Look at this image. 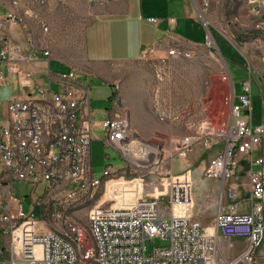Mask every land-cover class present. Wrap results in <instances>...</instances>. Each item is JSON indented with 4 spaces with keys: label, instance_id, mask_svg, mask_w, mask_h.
I'll return each instance as SVG.
<instances>
[{
    "label": "built area",
    "instance_id": "built-area-1",
    "mask_svg": "<svg viewBox=\"0 0 264 264\" xmlns=\"http://www.w3.org/2000/svg\"><path fill=\"white\" fill-rule=\"evenodd\" d=\"M117 1L88 0L91 6ZM10 4L19 9L22 0H10ZM248 6L257 31L264 34V0H248ZM208 7L209 0H203L201 14ZM4 22L21 24L23 19L10 13L5 21L0 20V29ZM149 23L156 25L159 20L150 19ZM206 41L213 48L209 35ZM151 52L152 49L146 50L142 58ZM44 55L49 56V52ZM169 55L182 56L183 52L175 47ZM0 61L11 66L26 90L22 97L8 101L7 118L0 115V162L17 182L28 184L33 192L45 184L48 192L59 191L73 198L93 196L115 174L108 166L102 179L94 175L92 144L96 126L105 131L104 146L126 161L127 166L121 171L136 175L130 180L131 187L116 190L118 198L129 193L132 200L116 205V198L114 205L94 207L87 232L74 224L63 232L38 233V220L24 214L21 204L15 213L7 211L1 223L9 239L11 264H255L264 244V157L255 159L254 154L264 142V126L242 119L252 116V66L239 103L231 102L227 129L215 133L203 124L205 138L198 132L178 139L172 163L176 158L185 161V172L180 176L166 172V196L152 197L145 191V178L154 161L150 160L152 149L136 130L126 131L129 108L118 86L113 87L106 120L97 124L96 112L91 109V89L83 75L73 70L50 72L48 87L35 84L32 74L19 68V64L27 62L22 50L9 41L2 45ZM223 79L232 84L229 73ZM6 84L4 72H0V86ZM159 115L161 121H166L164 113ZM215 138L218 141L211 144L209 141ZM203 139L208 150L224 146L207 166L206 178L225 184L235 178L241 160L247 159L251 195L247 199L231 196L233 204L228 206L221 199L208 226L194 214L193 166L189 162L195 146ZM242 202L247 204L245 212L240 211ZM156 238L169 244L150 253L147 244ZM237 240L244 242L245 248L230 256ZM87 242L91 245L86 246Z\"/></svg>",
    "mask_w": 264,
    "mask_h": 264
},
{
    "label": "rangeland",
    "instance_id": "rangeland-1",
    "mask_svg": "<svg viewBox=\"0 0 264 264\" xmlns=\"http://www.w3.org/2000/svg\"><path fill=\"white\" fill-rule=\"evenodd\" d=\"M202 1L196 3L199 13L202 12ZM36 6L37 15L27 21L30 32L38 37L44 50L49 52L46 57L53 55L66 68L89 78L91 109L96 112L94 121L99 124L106 120L108 109L111 108L113 87L118 86L129 108L132 131H135L132 118L137 124L145 126L140 136L147 142L148 148L152 149L151 153L159 154V157L151 159L154 161L145 178V191L150 196H166V172L172 171L176 176L185 172V163L180 158L172 163L178 139L198 132L206 136L203 124H208L215 133L227 129L231 122L233 91L236 103H239L243 84L250 78L251 66L254 74L252 116H243L242 119L252 121L254 126H264V34L256 29L248 0H209V7L199 17L203 30L198 27L195 34H200L203 39L208 34L213 48L206 41L203 45L178 47L183 52L182 56L169 55V49L166 54L153 51L136 62L103 64L89 62L85 53L84 33L93 18L88 0H41ZM52 68L54 71H68L55 62ZM226 73H229L232 84L224 81ZM53 90L58 91L56 86H53ZM159 113L166 115V121L160 120ZM93 138L95 177L102 179L108 166L115 173L93 196L73 198L59 191L48 192L45 184L39 185L33 192L28 184L15 182L18 196L14 197L19 203L6 211L15 213L21 203L24 214L38 220V233L47 230L63 232L74 224L80 225L87 232L89 215L94 207L114 205L116 198V205L130 202L132 195L128 193L120 199L116 196V190L123 186L131 187L130 180L136 175L121 171L127 163L118 152L104 146L105 131L100 126L94 128ZM217 141L215 138L209 142L215 144ZM208 148L203 139L193 150L194 153L204 154L198 166L195 163L193 166L194 174L201 178L202 169L223 151L224 146H216L211 150ZM246 164L247 161L243 159L239 163L240 173L237 172L236 181L231 180L225 184L219 182L218 196H229L233 183L238 185L241 192L248 189ZM196 191V186H193L192 198ZM228 202L233 204L232 200ZM242 203L240 211L245 212L247 204ZM168 244V241L156 238L147 247L152 253L154 249ZM90 245L86 243V246ZM244 248V242L235 241L230 256L238 255ZM257 256L255 264H264V244Z\"/></svg>",
    "mask_w": 264,
    "mask_h": 264
},
{
    "label": "crops",
    "instance_id": "crops-1",
    "mask_svg": "<svg viewBox=\"0 0 264 264\" xmlns=\"http://www.w3.org/2000/svg\"><path fill=\"white\" fill-rule=\"evenodd\" d=\"M197 1L118 0L92 6L93 18L84 33L87 60L96 64L136 62L142 58L146 50L152 49L158 54H166L169 49L175 47L185 48L205 44L206 35L203 39L200 34H195L198 27L199 30H203V26L199 23L201 13L197 11ZM202 4L203 1L201 8ZM37 6L30 0H22V6L19 9H13L10 0H0V20L5 21L10 13H16L23 19L21 24L4 22V27L0 29V50L5 41L18 46L27 59L26 63L19 64V68L32 74L35 84L48 87L50 85L48 73L68 72L71 69L66 68L60 60L53 58V55L46 57L41 41L31 33L27 21L37 15ZM150 19L159 20V24L149 23ZM54 62L68 71H54L52 68ZM0 72H4L7 80L5 87L0 86V115L5 119L7 118L8 101L22 97L26 90L10 65L0 61ZM85 79L90 82L89 78L85 77ZM233 101L236 103L234 91L231 98V102ZM132 125L140 135L144 133L145 126L137 124L134 118H132ZM203 156V152L194 153L193 151L191 157L189 156L191 158L189 162L191 161L192 166L195 163L197 167ZM262 157H264V142L254 154L255 159ZM243 160L247 161L248 170H245V173L249 179L248 160ZM206 168L207 165L202 169L203 179L195 175L193 169L191 172L192 190L193 186L197 189L195 197L192 198L194 214L200 218L204 226L212 223L213 217L219 210L221 199H224V204L228 206L231 196L238 199H247L251 196L250 187L241 192L238 185H235L236 183L232 184L229 196H218L219 182H222L206 178ZM237 172L240 173V170ZM233 180L236 181V177ZM15 182L17 181L0 162V264H11L12 259L8 249L9 239L3 229L5 225L1 223V219L6 214V209H12L19 203L14 197L18 196L17 189L14 187Z\"/></svg>",
    "mask_w": 264,
    "mask_h": 264
},
{
    "label": "bare ground",
    "instance_id": "bare-ground-1",
    "mask_svg": "<svg viewBox=\"0 0 264 264\" xmlns=\"http://www.w3.org/2000/svg\"><path fill=\"white\" fill-rule=\"evenodd\" d=\"M126 131H132V127H131V120H130V116H129V113L127 111V118H126ZM152 154V153H151ZM158 156V154H154L150 156V160L151 159H155L156 157ZM126 204V203H124ZM121 205V204H120Z\"/></svg>",
    "mask_w": 264,
    "mask_h": 264
},
{
    "label": "trees",
    "instance_id": "trees-1",
    "mask_svg": "<svg viewBox=\"0 0 264 264\" xmlns=\"http://www.w3.org/2000/svg\"><path fill=\"white\" fill-rule=\"evenodd\" d=\"M246 170H248V169H246Z\"/></svg>",
    "mask_w": 264,
    "mask_h": 264
}]
</instances>
